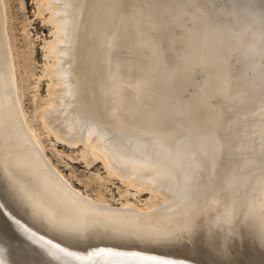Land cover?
<instances>
[{
	"label": "bare ground",
	"instance_id": "bare-ground-1",
	"mask_svg": "<svg viewBox=\"0 0 264 264\" xmlns=\"http://www.w3.org/2000/svg\"><path fill=\"white\" fill-rule=\"evenodd\" d=\"M39 1L43 7L51 11V20L54 24V31H53L54 38L51 41H49L46 45V51H47L46 54L47 57L49 58V63L46 65V68L44 70L45 75H47L50 78V82H49V89H51L50 96L46 99L44 105H40L39 107L36 108L37 117L40 119L42 126L46 129V131L49 134H53L57 139L71 146H78V145L82 146L81 154L82 157L87 160V163L89 162L91 164L95 161L97 162V160H100L102 162V164L106 169L107 174L105 176L100 175L99 173L95 174V177L99 176L100 178V183H99L100 187L103 186L106 182L111 181L114 178H118L125 185V189L123 190L122 193L125 194L127 197L131 194L132 196H134L138 192H140L139 194H142V192H144L145 190H148L151 193V195L147 199V201H145L146 204L142 206L137 205L135 202H132L129 199H127L126 203H123L121 206L114 205L105 198V195L101 191H99L96 194V197H94L90 194L80 191L79 189L78 190L75 189L73 185L67 179L64 178V176L56 168V166L54 164H51L52 162L45 155L44 149L38 139L35 129L27 121L25 112L22 109L21 99L16 86L15 65L13 62L12 50L9 44L8 33L6 30L5 1L0 0V70H1L0 82L1 79L4 80V82L5 79L8 80L6 84L7 85L6 90L8 91V93H6L5 97L2 95L3 97L1 98V100H4V102L0 100L1 106L4 107V105L5 106L8 105L7 109L8 110L10 109L14 114V119H13L11 118L12 116L8 113V115H10L11 120L12 119L14 120L12 123L10 122L11 123L10 126L12 127L11 133L15 134L17 129L19 128L22 129V133L19 131L20 129L18 130L20 134L19 133L16 134V137L18 138L17 140L22 139L23 142L21 140L20 142H22L23 145L27 144V147L25 145L20 153H22L26 149L27 151L28 149L30 151V148L33 147L32 153L34 157L33 162L35 165L34 167L35 173H37V171H42L44 175L46 174L45 177L42 178V180H44V185L48 186L49 191H53L55 194H57L58 199H56V202L58 201L63 202V208L57 206L56 202L55 205H52L51 209L47 207V209H50L49 211L50 214L48 213L50 216L48 217V214L45 216L48 218L50 217L52 218V217H56L57 215L58 218L56 217V220L53 218L52 219L50 218V220H52L53 223L56 221L57 225L59 224L58 229L60 228V225H62L61 229L63 228V230H65V234H68L66 237H64V234H62L63 236H58V234L57 235L54 234L53 232L54 229L50 230L51 232L48 231L49 226H52L53 223L47 220L46 217L44 219L47 221V223L45 224L46 227H48L47 230L45 229L46 228L45 225H43L44 223H42L43 221L46 222L45 220L39 222L40 224L36 225L31 221L27 220L26 218L19 217L14 212V210H12L14 208L11 207L10 204L9 205L6 204L4 197H0V264H19L16 258L18 241H20L21 243L25 244L28 247H31L33 250L38 252V254L42 255L43 258L47 259L48 263L50 264H205V263L226 264L227 261H224V259L225 258L229 259L230 255L232 254L231 253L232 250L228 249L227 242L229 241V238L233 239V237L235 236H237V238L239 239V241H237L238 239H236L237 242L236 241L234 242L236 243L235 244L237 249L236 251L238 252L239 255H247L250 258H253L254 260L260 262V264H264V248H263L264 245H262L263 244L262 242H260L262 243L260 245H262L263 247L262 246L259 247L260 245L259 246L256 245L259 244V240L264 239L263 238L264 236L261 237L260 239L258 238V241L257 240L255 241L258 243L253 245L252 243L255 242H252L253 239L249 238L252 235L250 236L247 233L250 231V229L255 227V225L253 224H257L260 221L262 222V220L264 221V219L261 217L263 216L261 215L262 212H260L261 209H264V198L260 199L261 201L254 202L255 200L251 199V196L246 195L245 197L242 196L245 199L240 203L239 201L237 203L236 202L233 203L232 200L234 197L233 192L235 191L233 190V187L235 186L234 184L235 183L237 184L239 180L243 179L244 177L243 174L247 173L248 170L246 167L251 165L250 163L247 164V160H248L247 157H249V159L251 157L256 158L257 154H254L255 153L254 151H256V149L250 148L248 151L239 155L241 156L240 158L242 159L240 158L236 159V160H240L241 162L242 171L241 169H237V168L234 169V173L240 171L238 172L239 176L230 175V173L227 174L225 183L222 185V181L224 180L221 179L220 173L219 174L216 173L217 174L216 182L222 180L221 183H219L221 184L220 187L218 186L219 188L215 189L217 195L213 197H209V199L205 202L207 203V206L203 208V210H201V205H200V207L195 206L196 208L191 211L190 207L192 206V204L194 207V205L197 202H199L201 198L205 196L206 199L208 193L209 196H212L210 190L201 191L200 190L201 188H199L201 184L200 182L201 174L203 173L204 175L205 167L202 165L200 166L201 163H199V165L196 166L198 171H194L193 169H195V167H193V162L197 161V157H192L193 155L192 154L190 157L189 155H187L188 156L187 159L186 157L180 156L176 153L178 151L177 147L179 148L182 145V142L178 141L181 140L182 138L180 134H178L180 135L178 136V138L179 137L181 138L177 139L175 143L174 140L177 138V136L174 137L175 139L167 140L166 138V141L160 140L162 137L161 134H165L166 133L165 129H167L168 126H171L169 119L167 118L168 116L166 115L164 116L161 114L162 109L163 111L165 110L164 112H166L167 115L169 113L167 110L172 111L173 113L176 110V109L174 110V108H178V106L180 105V104L177 105V100H180V103H182V98L179 97L181 96L186 97L181 94H183L184 92L183 87L188 82L187 81L188 77L187 79L185 77L186 79L185 80L182 75L184 72L181 73V71L173 70L174 69L173 66L175 65V63H178L177 65L179 66V68L181 66H185L184 63H186L187 65L195 64L196 66L198 64H202L203 67L201 68H204V65H208L207 75L209 76H212L213 74L215 75V71H217L218 69L223 70L222 74L225 75V77L229 78L230 81H232L231 79H233L234 82L238 84V86L240 87V90L237 87V89L240 92L238 91L239 93L237 94V98L238 96L239 98L237 99V103L235 106L241 104L239 106L240 108L241 106H245L249 108L250 111L252 110L254 114L255 109L258 106H261L262 103H264V0H221L222 3L219 2L220 4L218 3L219 4L218 6L216 5V3L219 0H88L89 7L87 6L88 18L86 19V24L88 25V27L90 26L89 30L90 28L92 30L94 29L97 30L96 32L94 31V34L95 36H98L97 37L98 39L96 40V37L94 39L92 31L90 30L91 31L90 32L85 27V29H87V33L88 32L90 33V34H86L85 32V35H83V37L85 36L84 39H85V43L87 42V44L83 43L82 46L86 45L85 47L86 49L82 48L81 43L79 42V37H80L79 31L81 30L79 28H81L80 23L82 22L80 20V15L83 13L82 11L83 5L84 2H86L87 0H39ZM137 6L142 7L141 10L143 14L141 15L143 16L141 19H136L134 17V10L137 8ZM45 8L40 7L41 10ZM147 28H152V32L150 34L146 33ZM179 28H181L180 31ZM85 29H83V31ZM97 52H99V54H101L102 56L103 54H105L103 57H105L108 60V65H109L108 67H110L109 68L110 75H108V77L107 75L105 76L103 75L102 77H100V79H98V81L95 80L94 85L92 83H91L92 85H90L88 84L90 78L86 83L82 74H80V77L82 76V78H77L78 76L76 77V75L79 74V73L77 74L78 69L76 63L78 64L79 61L80 62L84 61L83 59H85L88 62L90 61V67L93 68V79H94L95 77L94 74L95 75L97 74L96 73L97 64L99 63L100 66H105L101 64L100 60L95 62L96 61L95 59H97L96 57L98 55ZM106 54L108 55L106 56ZM84 67H87L86 64L85 66H83V68ZM114 67L115 69H113ZM111 68L112 70L118 71V73H115V78H113V71L111 70ZM79 71H81L80 67H79ZM99 74L101 75V73ZM199 75L201 74H198L197 76ZM197 76H195V78ZM106 80L108 81L111 80L112 86L118 90L117 93L119 92L121 94L120 96L118 95L119 93L118 94L115 93L113 95L111 94V99H109V96L106 95L107 94L106 87L107 90L109 89V87L106 86L107 85ZM197 81L196 83H198ZM188 83H190L189 87L191 86L190 87L191 89H193L192 85L193 86L196 85L195 87L198 86L197 88L201 86V83L200 85H197L196 83H194L195 84L194 85L191 84V82ZM2 86L5 87L4 84ZM186 87H188V84L187 86H185V88ZM199 91L193 92L191 90L190 91L191 93L190 92L189 93L190 95L193 96L195 93H198ZM231 91H234L233 87ZM112 92L114 93V91ZM187 93L188 92H186V94ZM230 94L231 96L235 95L234 92H230ZM105 96H107L108 98L106 99ZM117 96L118 98L121 99L119 100ZM192 96L190 98H193ZM36 97L37 96H35V99ZM200 98H202V96ZM90 99H93L91 100L93 101V104L87 105V103L90 102ZM99 99L101 100V102L98 101ZM172 100H174L173 102L176 103L177 105V107H175L174 104L173 107L172 105L173 103H172L171 105L173 109L169 104V101ZM183 102L185 103V101ZM194 102L192 103L194 104ZM94 103L103 105L105 110L110 109L111 111L118 110L120 112L121 108L125 107L126 111L121 114L122 118L120 117L121 123L119 124L118 122H115L114 119L112 120V118L105 117L107 114H105V116L103 114L101 116L102 117L101 124L97 123V121H95L93 118L92 120L94 121H92L90 124H88L89 120L88 123L87 121H83L86 122L88 125L85 128L81 129L80 127H82L83 125L79 126V124H77L76 121L78 119L77 115L80 112H84L85 110V116H88L86 115L87 113L90 114V116L92 115L96 116L95 114L99 112V109H95V110L93 109ZM121 103H124V106L123 104L121 106ZM184 103H182L181 106H183ZM188 103L189 102H187L186 104L189 105ZM156 104H158V106L160 105L163 106L160 109L161 112L158 111ZM169 106L172 110L169 109ZM95 107L96 105H94V108ZM180 108L181 107H179V111L181 110ZM182 109L184 110L185 108ZM97 110L98 112L95 113V111ZM216 110L218 109L215 108L213 112H208L209 115L215 116L217 113ZM252 112H249V117H250V113ZM115 113L117 112L115 111ZM174 113H176V111ZM187 113H184L182 115L185 117V114ZM171 114H169V116H171ZM177 114L178 113H176V115L172 114V116L174 115V118H177L175 117L177 116ZM231 114L233 113L231 112ZM243 115L248 117V113H244ZM8 117L9 116L5 118L6 121ZM84 118L81 119L83 120ZM98 119H99V115H98ZM199 119L201 118L199 117ZM205 119L207 118H204V120ZM243 119H245V121L248 120L245 117ZM177 120L179 121V118ZM216 120L217 119H215L213 122H215ZM172 121L174 122V120ZM194 121H196V117ZM248 122L249 121H247L246 124ZM257 124L255 125L257 126ZM203 126L205 127V125ZM206 126H207L206 127L207 133L209 134L211 130H209L208 128L210 127H208V125ZM198 128L200 129V127ZM177 129L179 131V127H177ZM184 129L186 128L184 127L181 130L184 131ZM204 129L202 128L199 131L202 130L204 131ZM211 129L214 131L215 126L214 128ZM191 130L194 129H192L191 127ZM251 130L253 129L251 128L250 131ZM114 131H116L117 133L115 134ZM186 131L188 130L186 129ZM199 131L197 130V134ZM246 131L249 130L246 129ZM202 133L203 134L201 136L205 137L206 132L204 131ZM117 134H119V136H117ZM223 135L224 134H222L221 136ZM251 135L252 134H249L250 138H245V139H249L252 142V140H254L255 138L253 137L254 139L251 140L252 138ZM225 137L227 136L225 135ZM229 137L231 136L227 137V142H229L228 140ZM237 137L239 138V136ZM1 138L4 141L7 140L9 136L3 135ZM209 138L211 139V136L209 137L208 135V139ZM187 139L188 138L185 139V142ZM127 142L128 143L131 142L130 145H128ZM187 142L186 145H189V142L188 143ZM254 142L257 141L255 140ZM13 143L14 141L12 140L10 151L14 149ZM233 145L235 147V144ZM201 146H205V145H201ZM227 146L225 148H227ZM2 147L3 146H1V149ZM189 147L191 149V146ZM242 148H245V146L244 147L242 146ZM260 148L261 146H259V149L257 150H260ZM190 149L188 150L190 151ZM263 149L264 147H262L261 150ZM199 150L197 151L199 152ZM215 150H217V148H215ZM185 151H187V149ZM230 151L231 149L229 150V152ZM1 152L3 151L1 150ZM190 153H192V151H190ZM258 153L259 156H261L259 151ZM261 153L263 155L264 150ZM201 154L199 152L200 157ZM252 155H255V157ZM226 157L227 158L225 160L228 163L227 161L228 156ZM229 157L231 158V155ZM215 158L216 157H214V159ZM2 159L4 160L3 156L1 158L0 164L5 168L1 166L0 170L1 168L3 170L4 169L6 170L9 166L6 167L5 165H3L5 164V161H3ZM205 159L206 158H204V160ZM217 160L219 159L216 158L215 161ZM254 160L256 161L257 159ZM223 162L225 161L223 160ZM207 163H208L207 167H209L210 163L209 162ZM202 168L204 169V171L202 173H199V170H201ZM3 170H1L2 172H0L1 173L0 177L5 176L3 177V179L5 178L4 180L6 181L4 180L1 181L6 182V184L9 185L10 187L11 185L7 183V179L8 182L11 184L22 182L21 180H23V178L25 179L24 176H26V173L21 178V180H15L17 182H13L14 179H17L15 177L20 175L19 173L21 172H18L17 175L15 174L17 172L13 173L11 169H8L12 171L11 172L12 175H9L6 174L5 171L4 174ZM217 170H219V168H217ZM55 172L57 173V175H55ZM208 172H211V170H209ZM7 173L10 172L7 171ZM254 173L252 176L251 175L250 176L251 178H254L255 182L257 181L261 182L260 189H262V187L264 186V174H254ZM13 174L15 175V177L13 176ZM211 174L213 173L211 172ZM205 175L207 176V174ZM9 176L14 177V179L12 178L13 181L9 180ZM27 176H30L29 173ZM245 176L246 178H248L249 173H248V177L246 174ZM53 177L58 182L59 185L55 181L58 187H56L54 183L51 181L53 180ZM59 179H61L64 182H62ZM26 180L28 181L30 179L27 178L23 181L25 182ZM251 180L252 179H249L248 183H250ZM24 182H22L23 184L19 183L21 186H19L18 184L15 187H11V188L8 186L6 187L9 188L8 190L10 189L12 190L14 188L13 191H15L17 186L18 189L20 187L22 188L24 186ZM248 183L246 181V183L244 182V185L246 186V184ZM29 184L30 183L26 185L30 187ZM12 185L14 186L15 184ZM239 185L241 186V184ZM244 185L242 184L243 187L239 186L238 189L242 190V188L245 187ZM0 186H2V184ZM27 186L25 187L28 189L29 187ZM60 186L62 188H60ZM6 187L4 186V188ZM25 187L23 188L26 189ZM4 188L2 186V194L4 192L5 194H7L8 191L7 190L4 191ZM23 188L21 189L22 191ZM251 188H253V186ZM245 189L248 188L245 187ZM245 189L243 190L244 194H245ZM21 190H19V193ZM29 190H31V188ZM132 190H135L136 193H133ZM249 190L253 192L252 189L249 188ZM13 191L11 192L12 195L10 196V198L14 194ZM32 192L33 190H31V193L30 191L26 193L27 194L30 193L33 196L34 192L33 193ZM36 192L35 194H37L39 191L37 193ZM26 193L23 192V194H25V196L23 197H25V199L27 200V198L30 197H27L28 195L26 196ZM39 193L37 194L38 196ZM9 194L7 195V198L9 197ZM20 197L23 198L22 194ZM36 197L34 198V200L36 199ZM238 197H240V195ZM39 198L37 200H39ZM23 199L22 202L24 203ZM43 199L46 198L42 197V200ZM239 199H241V197ZM13 200H16L15 196ZM32 200L33 199H31V201L29 202L32 203ZM37 200L34 201V203L36 202L35 206L37 205V202H40ZM43 201L45 205V200ZM19 202H21V200ZM11 204H13V202ZM18 205L19 203H17V208L19 207ZM32 205L34 204L32 203L30 206ZM39 205L40 206H36V207L33 206L34 208L31 209L32 207L30 206L28 207V204H25L24 205L26 206L25 208L23 206H20V208L23 207V209L25 210L28 209L27 211L31 210L30 213L29 212L28 213L31 216H34L32 215L34 209L38 212L37 209L39 208V210H41L40 207L43 204L41 203ZM238 208L243 209V211L245 210L244 216H246L245 217L246 220L242 218L243 220L235 221V213L237 214ZM62 209H64L65 211L64 216H62L63 214L61 215V213L63 212ZM19 211H21V209H19ZM27 211H23V214H25V216L27 215V217L29 216L28 218H30L31 216L25 213ZM101 211L103 212L102 214L105 213V215L106 214L111 215L110 218L106 219V221L109 223H115L117 220L121 218L123 220L128 221L127 219L130 217L139 218L150 215L159 216L160 218L159 221L162 222L161 221L162 218L160 216L171 218L174 212L177 211H184L185 212L184 217L188 219V222L194 221L196 225L198 221L201 220V223L198 226V233L192 237H180V238L172 237L173 231L171 230L172 236L170 238H163L162 240L160 239L162 237H159L158 235L157 238L158 237L159 238L157 241L155 232L152 231L153 229L155 230V228H153V226L150 227V224L147 225L146 223L145 225L147 227L149 226L150 228L153 229L150 230L148 228L149 229L148 232H143L145 230L144 228L147 227L142 225L141 222L140 224L143 226L144 230L139 231V227L137 226L139 225V222H137L138 224H136V222L135 224L132 223L134 227L131 224H129L133 227V231L131 232V234L129 233L130 235L128 236L123 235V233L122 234L118 233L117 230H115L116 234L113 233L114 232L113 230V232L109 231V233L105 235H100L98 234V232L100 233L101 231L99 230L95 232L93 227L98 221H100V219L103 218L99 215ZM46 213L47 212H45V214ZM174 216H176V214H174ZM176 217L179 219L181 218L180 223H182L181 220H183L184 217L182 218L180 217V215L178 216V214ZM6 218L8 220H11L14 228L7 226L9 223L6 222ZM36 218L34 219L37 220ZM175 218L173 217V219ZM155 219L157 218H154L153 220ZM179 219H175L174 221L177 222L178 220L179 222ZM39 220L40 219H38L37 221ZM37 221L35 223H38ZM50 222L52 224H50ZM166 222L167 221H165V223ZM241 222H243L242 223L243 225L244 223L246 224V226L250 225V228L245 226L247 230L249 229V231H246L245 228L243 229L244 226L240 224L243 226L241 227V231L244 230L243 233L245 234L247 233L248 236L244 234H237L234 232L235 224ZM127 223L125 222V224L124 223L122 224L126 226ZM41 224L44 226V228L43 226L40 227ZM116 225L117 224H114V227ZM160 225L162 224L160 223ZM166 225L167 224H165L164 229L167 228ZM251 225L254 227H252ZM258 225L259 224H257L256 226L258 227ZM260 226H262L261 230H264L263 225ZM260 226L258 228H260ZM100 227L102 229L103 226ZM154 227L158 228L157 225ZM174 227L175 226L171 228L175 229ZM8 228H10L11 230H17L26 238L23 239L16 235L14 236L13 232L11 233L10 230H9L10 232L8 231ZM121 228L123 227L121 226ZM161 228H163V226ZM161 228L159 230L163 231ZM258 228H254V230L256 231L258 230ZM49 229H51V227ZM57 230L56 231L54 230L55 233L57 232L59 233V235H61V233ZM83 230L84 232L85 231L87 232L85 234L86 237L84 236V234L83 237H80V235L78 234L75 235V233H80ZM104 230L106 231V229ZM254 230L253 231L251 230L250 233L254 234ZM230 232H232V234H234L235 236L234 235L233 237L229 236ZM259 232H261L260 229ZM259 232L257 233L259 234ZM69 233L70 235H72L71 237L76 236L77 238L80 237L81 239L74 240L75 237H73V239L71 238L72 240H68L66 238L70 236ZM257 233L255 232L256 237H257ZM263 233L264 232H262V234ZM157 234L159 233H156V235ZM178 234H182V233H178ZM6 238L11 241H14L16 239L15 245L14 244L11 245L9 244V246L6 245L5 242ZM160 240H162L161 244H160ZM254 240H255V236H254ZM164 241H168L171 243L164 245L163 243ZM183 241H186L187 243ZM247 247L249 248L248 251L243 250L244 248ZM200 257L204 258L205 260L203 261L199 260Z\"/></svg>",
	"mask_w": 264,
	"mask_h": 264
},
{
	"label": "rangeland",
	"instance_id": "rangeland-1",
	"mask_svg": "<svg viewBox=\"0 0 264 264\" xmlns=\"http://www.w3.org/2000/svg\"><path fill=\"white\" fill-rule=\"evenodd\" d=\"M5 1V7H6V30H7V33H8V38H9V44H10V47H11V50H12V56H13V62H14V65H15V77H16V86H17V91H18V93H19V96H20V99H21V103H22V109H23V111L25 112V115H26V119H27V121L31 124V126L35 129V131H36V134H37V136H38V139H39V141H40V143H41V145H42V147H43V149H44V152H45V155L47 156V158L52 162H50L51 164H54L55 166H56V168L61 172V174L64 176V178L65 179H67L72 185H73V187L75 188V189H79L80 191H82V192H85V193H87V194H90V195H92V196H94V197H96V194L99 192V191H101L104 195H105V198L107 199V200H109L112 204H114V205H118V206H121L123 203H126V201H127V199H129L130 201H132V202H135L137 205H139V206H142V205H145L146 204V202L145 201H147V199L150 197V195H151V193L148 191V190H145L144 192H142V194H139L140 192H138V193H136L135 192V190H132V192L133 193H136V195H134V196H132V194L131 195H129L128 197L125 195V194H123L122 192H123V190L125 189V185L122 183V181L120 180V179H118V178H114V179H112L111 181H108V182H106L103 186H101L100 187V185H99V183H100V178H99V176L98 177H95V174H100V175H106L107 174V172H106V169H105V167H104V165L102 164V162L100 161V160H97V162L95 161V162H93V163H87V160L85 159V158H83L82 157V154H81V149H82V146H80V145H78V146H71V145H69V144H67V143H65V142H63V141H61V140H59V139H57L53 134H49L47 131H46V129L42 126V124H41V121H40V119L37 117V113H36V108L37 107H39L40 105H44L45 104V101H46V99L50 96V90L51 89H49V82H50V78L47 76V75H45V73H44V70H45V68H46V65L49 63V58L47 57V54H46V45H47V43L49 42V41H51L53 38H54V34H53V31H54V24H53V22H52V20H51V11L50 10H48L47 8H45V7H43L42 6V4L40 3V1L39 0H4ZM87 2V3H86ZM86 2H84V5H83V13L80 15V20L82 21L81 23H80V21H79V23H80V27L81 28H79V29H81L80 31H79V35H80V37H79V42L81 43V47L82 48H84V49H86L85 47H86V45H84V46H82V44L84 43V44H87V42L85 43V39H84V37H83V35H85V32H86V34H90L89 32L87 33V29L89 30V27H88V25L86 24V19L88 18V14H87V6H88V0L86 1ZM222 3L221 2V0H219V1H217V3H216V5L218 6L220 3ZM219 3V4H218ZM87 4V5H86ZM85 6V7H84ZM40 7H42V8H45V9H43V10H41L40 9ZM89 7V6H88ZM46 9H47V11H46ZM142 7L141 6H137V8L134 10V17L136 18V19H141L142 18V16L143 15H141V14H143L142 13ZM81 11V12H82ZM84 13H86V14H84ZM87 17H86V16ZM86 17V18H85ZM83 18V19H82ZM85 22V23H84ZM85 25H84V24ZM188 23V22H187ZM148 25V24H147ZM146 25V26H147ZM83 26V27H82ZM85 27L87 28V29H85ZM96 27V26H95ZM83 29H85L84 31H83ZM90 30L92 31V33H93V38L95 39V37H96V40L98 39L97 37L98 36H95V34H94V31L96 32L97 30H92L91 28H90ZM89 30V31H90ZM181 30V28H179V31ZM90 31V32H91ZM80 32H82V33H80ZM84 32V33H83ZM152 32V28H147L146 29V33L148 34H150ZM91 38H92V36H91ZM84 39V40H83ZM87 41V40H86ZM101 43V42H100ZM99 43V44H100ZM95 44V43H94ZM88 46V45H87ZM98 46V45H97ZM96 46V47H97ZM89 47V46H88ZM101 50H102V48H101ZM97 59H95L96 61L95 62H97V61H99L100 60V62H101V64L102 65H105V66H100L99 65V63L97 64V69H96V75L94 74V79H93V68L92 67H90V61L88 62V61H86L85 59H83L84 61H79L78 62V64L76 63V65H77V69H78V72H77V74L78 75H76V77L77 78H82V76L80 77V74H82L83 75V77H84V80H85V82L87 83V81H88V79H89V82H88V84H90V85H94V83H95V80H97L98 81V79H100V77H102L103 75L105 76V75H107V77H108V75H110V67H108L109 65H108V60L105 58V57H103L105 54H103V56L101 55V54H99V52H97ZM108 54H106V56H107ZM98 56H99V59H98ZM102 56V57H101ZM103 60H105V61H103ZM119 61H120V59H119ZM106 62H107V64H106ZM82 63V64H81ZM86 64V66L87 67H84L83 68V66H85V64ZM89 66H88V65ZM178 63H175V65L173 66L174 67V69H173V67H172V69L175 71H181V73L182 72H184L182 75H183V77H184V79H185V77H186V79H187V77H188V79H187V81L188 82H191V84H194V83H196V81L198 82V83H196L197 85H200V83H201V86H199V88H197V87H195V86H193L192 85V88L193 89H191L190 87H189V84L190 83H186L185 85H184V89H183V94H181V95H184V96H186V97H183V96H181V97H179V98H182V103H184L183 101H185V103L183 104V106H181L182 105V103H180V100H177V105H179L178 106V108H174V110L176 111V113H180L179 115H181V116H179L178 114H177V116H175V117H177V118H174V115L172 116V114H175L176 115V113H172V111H169V110H167L169 113H168V115H167V113L166 112H164L163 111V109H162V112H161V108L163 107V106H158V104H156L157 105V109H158V111H160L161 112V114L162 115H166V116H168L167 118L169 119V122H170V124H171V126H168L167 127V129H165L166 131V133L165 134H161L162 135V137H161V139L160 140H164V141H166V138H167V140L168 139H175L174 137L175 136H177V138L174 140V143L177 141V139H179V138H181V140H178L179 142L181 141L182 142V145L178 148L177 147V154L178 155H180V156H184V157H186L187 159H188V156L187 155H189V157L192 155V157H197V161L196 162H193V167H195V169H193L194 171H198V169L196 168V166L197 165H199V163H201L200 164V166L202 165V166H204L205 167V172H207V173H205L204 172V175H203V171H204V167L201 169V170H199V173H202L201 174V178H200V182H201V184H200V186H199V188H201L200 190L201 191H208V190H210L211 191V195L212 196H209V193H208V195H207V197H206V199H205V196L203 197V198H201V200H199V202H197L195 205H194V207H193V204H192V208L190 207V210L192 211V210H194L196 207H200V205H201V210H203V208H205L206 206H207V203H205L208 199H209V197H213V196H215V195H217V192H216V188H219L220 187V185L221 184H219V183H221V179H223L224 181H222V185L225 183V179H226V176H227V174H229L230 173V175H235V176H239L238 175V172H240V171H238V172H235L234 173V169L235 168H237V169H241V162H240V160H236L237 158L239 159L241 156H239V155H241L242 153H244V152H246V151H248L250 148H252V149H256V151H254L253 153L254 154H257L256 155V158H253V157H251L250 159H249V157H247L248 158V160H247V164H251L250 166H247L246 168H247V173H245L246 175H247V177H248V173H249V177L248 178H246V176H245V174H243V179H241V180H239V182L236 184H234L235 186L233 187V190H235L233 193H234V197H233V203L234 202H238L239 201V203L240 202H242L245 198H243V197H245L246 195L247 196H251V199H253V200H255L254 202H258V201H261L260 199H263L264 198V186L262 187V189H260V185H261V182H259V181H257V182H255L254 181V178H251V176L253 175V173L254 172H256V173H254V174H264V153H263V155H262V151L264 150H261L262 149V147H264V116H263V114H264V103H262L261 104V106H258L256 109H255V112L257 113H255L254 112V114H253V112H252V110L250 111L249 110V108H247V107H245V106H241V108L239 107L241 104H238L237 106H235L236 105V103H237V99L239 98V96H238V98H237V94L240 92L239 90H240V87L238 86V84H236L235 82H234V80L233 79H231L232 81H230V79L229 78H227V77H225V75H223L222 74V71L223 70H217V71H215V75L213 74L212 76H209V75H207V72H208V70H207V66L208 65H204V68H201V67H203L202 66V64H198L197 66L195 65V64H193V65H187L186 63H184V65L185 66H181L180 68H179V66L177 65ZM82 66V67H81ZM178 66V67H177ZM79 67H80V70L81 71H79ZM99 67V68H98ZM177 69H176V68ZM196 67V68H195ZM87 68V69H86ZM92 68V69H91ZM101 69V70H100ZM104 69V70H103ZM113 69H115V67L113 68ZM183 69V70H182ZM190 69V70H189ZM197 69V70H196ZM88 72H87V71ZM91 70V71H90ZM111 70H112V68H111ZM172 70V71H173ZM205 70V71H204ZM1 71V70H0ZM113 71V78H115V73H118V71L116 72L115 70H112ZM120 71H121V69H120ZM187 71V72H186ZM198 71V72H197ZM92 72V73H91ZM104 72V73H103ZM200 72V73H199ZM206 72V73H205ZM220 72H221V74H220ZM92 76H90L89 74ZM99 73H101V75L99 74ZM108 73V74H107ZM187 73V74H186ZM120 74V73H119ZM122 74V73H121ZM188 74H190V75H188ZM191 74H192V76H191ZM198 74H201V75H199V76H197ZM206 74V75H205ZM0 75H1V72H0ZM85 75V76H84ZM186 75V76H185ZM188 75V76H187ZM205 75V76H204ZM87 76H89V77H87ZM99 76V77H98ZM118 76V75H117ZM195 76H197L196 78H195ZM201 76V77H200ZM220 76H221V78H220ZM193 77V78H192ZM85 78H87V79H85ZM193 79V81H192V79ZM227 78V79H226ZM93 79V80H92ZM117 79V78H116ZM185 79V80H186ZM191 79V80H190ZM211 79V80H210ZM219 79V80H218ZM229 79V80H228ZM207 80V81H206ZM7 81L8 80H6L5 79V82H4V80H2L1 79V82H0V100H1V98L4 96L5 97V95H6V93H8V91L6 90L7 89ZM91 81V82H90ZM200 81V82H199ZM205 81V82H204ZM112 82H113V79H112ZM112 82H111V80H106V83H107V85L106 86H108L109 87V89L107 90V87H106V92H107V96H109V99H111V94L113 95V94H115V93H117V89L115 88V87H113L112 86ZM211 82V83H210ZM222 82V83H221ZM92 83V84H91ZM226 83V84H225ZM5 85V87H3L2 85ZM187 84H188V87H186L185 88V86H187ZM219 84V85H218ZM204 85V86H203ZM210 85V86H209ZM78 86V85H77ZM112 87H113V89H112ZM195 87V88H194ZM232 87H233V90L234 91H231L232 90ZM237 87H238V89H237ZM4 90H3V89ZM190 88V89H189ZM231 88V89H230ZM186 89V90H185ZM195 89H198V90H195ZM203 89V90H202ZM187 90H192L193 92H196V91H199L198 93L199 94H201V93H203V94H201V95H199L198 93H193L194 95H196V96H192V95H190V91H187ZM202 90V91H201ZM223 90V91H222ZM226 90V91H225ZM228 90V91H227ZM2 91H3V93H2ZM5 91V92H4ZM112 91H114V93L112 92ZM188 92L187 94H186V92ZM239 91V92H238ZM190 92V93H189ZM201 92V93H200ZM215 92H216V94H215ZM229 92V93H228ZM230 92H234L235 93V95H233V96H231V94H230ZM5 93V94H4ZM119 93V92H118ZM117 93V94H118ZM207 94V95H206ZM3 95V96H2ZM119 96L121 95L120 93L118 94ZM205 95V96H204ZM35 96H37L36 97V99H35ZM107 96H105L106 97V99L108 98ZM116 96V95H115ZM193 97V98H190V97ZM202 96V98H200V97ZM210 97V99H209V97ZM197 97H199V98H197ZM228 97V98H227ZM117 98H118V96H117ZM185 100H184V99ZM189 98V99H188ZM194 98H196V99H194ZM102 99V98H101ZM119 100L121 99V98H118ZM191 99V100H190ZM200 99V100H199ZM209 99V100H208ZM228 99V100H227ZM91 100H93V99H90V102L89 103H87V105H90V104H93V101H91ZM194 100H195V102H194ZM201 100H203V101H201ZM208 100V101H207ZM2 102H4V100H1ZM99 102H101V100L99 99L98 100ZM174 100H172V101H169V104L171 105L172 103V105H173V107H174V104H175V107H177V105H176V103H174L173 102ZM200 101V102H199ZM221 101V102H220ZM176 102V101H175ZM187 102H189L188 104L190 105V107H189V105H187L186 103ZM192 102H194V104L192 103ZM206 102V103H205ZM208 102H210V103H208ZM214 102V103H213ZM226 102H227V104H226ZM85 103V104H86ZM122 104H123V106H124V103H121V106H122ZM185 104H186V107H185ZM94 105H96V107L94 108ZM94 105H93V109L95 110V109H99V112H98V110L97 111H95V113L96 112H98V113H96L95 115L96 116H94V115H92V116H90V114H86V115H88V116H85V110H84V112H80L78 115H77V117H78V119L76 120L77 121V124H79V126H81V125H83L82 127H80L81 129L82 128H85L88 124H90L92 121H97V123H99V124H101L102 123V120H101V116L104 114V116H105V114H107L105 117H107V118H112V120L114 119L115 120V122H118L119 124L121 123V118H122V116H121V114L122 113H124L125 111H126V108L125 107H122L121 108V110H120V112L118 111V110H115L117 113H115V111H111L110 109H106L105 110V108H104V106L103 105H99L98 103H94ZM172 105H171V108L173 109V107H172ZM228 105V106H227ZM231 105V106H230ZM120 106V107H121ZM187 106H188V108H189V110H188V108H187ZM201 106V107H200ZM7 107H8V105H4V107L3 106H1V102H0V157L2 158V156H3V158H4V160L3 161H5V164H3V165H5L6 167H8L6 170L4 169H2L1 168V170H3V173H4V171H5V173L6 174H9V175H12V171H13V173H15V172H17V173H15V174H17L18 175V172H21L22 173V176H21V173H19L20 175H18V176H16L15 177V175L13 174V176L15 177V178H17V179H14V177L13 176H9V180L10 181H13V179H14V181L13 182H17V181H15V180H21V178L25 175V173H26V176L28 175V173H29V175L30 176H27V178L28 179H30V180H26L25 182L23 181V180H25V179H27L26 178V176H24L25 177V179L23 178V180H21L22 182H24V186L23 187H25V186H27L28 185V183H30L29 185H30V187L29 186H27V187H29L28 189L26 188V189H24L23 187V191L19 188H17L16 187V189H15V191H17V192H15V191H13V189L11 190H8L9 188L8 187H10L9 185H7L6 184V182H2L4 179H3V177H5V176H1L0 177V185L2 184V186H3V188H4V186L6 187V186H8V187H6V188H4V191L5 190H7L8 192H7V194H5V192L2 194V186H0V197H4V199H5V202H6V204L7 205H9L10 204V206L11 207H13L14 208V210H16L17 211V213L22 217V218H26L27 220H29V221H31L32 223H34V224H36V225H38V224H40L39 222H41V221H43V220H45L44 218L46 217L45 215H47L48 213L50 214V209H51V207H52V205H55L56 203H57V206H59L60 208H63V202L62 201H58V202H56V199H58V197H57V194H55L53 191H49V189H48V186H45L44 185V180H42V178L43 177H45V175L42 173V171H37V173H35V171H34V167H35V165H34V162H33V160H34V157H33V147L32 148H30V151H29V149H28V151L30 152H28L27 151V149L25 150V151H23L22 153H20L21 152V150H23V147L26 145V147H27V144H25V145H23V141H22V139H20L22 142H20V140H17L18 138L16 137V134H20V132L22 133V129L21 128H19V129H17L16 130V133L14 134V133H11V129H12V127L10 126L11 125V123L14 121L13 119H14V114H13V112L9 109H7ZM99 107V108H98ZM102 107V108H101ZM179 107H181L180 109V111H179ZM221 107V108H220ZM232 108V109H230V108ZM239 107V108H238ZM262 107V108H261ZM170 108V106H169V109L170 110H172ZM182 108H185L184 110L182 109ZM197 108V109H196ZM200 108V109H199ZM215 108L216 109H218V110H216L217 111V113H216V115L215 116H210L209 115V113L208 112H213V110H215ZM226 108V109H225ZM243 108H244V110H243ZM6 109V110H5ZM100 109H101V112H100ZM177 109H178V112H177ZM199 109V110H198ZM235 109V110H234ZM3 110H5V111H3ZM227 110V111H226ZM2 111V112H1ZM7 111V112H6ZM10 111V112H9ZM106 111V112H105ZM182 111V112H181ZM187 111H188V113H187ZM223 111V112H222ZM235 111H237V112H235ZM260 111V112H259ZM192 112H193V114H192ZM198 112V113H197ZM226 112V113H225ZM231 112L233 113V114H231ZM249 112H252V113H250V117H249ZM263 112V113H262ZM8 113L12 116L11 118H13L12 120H11V118H10V115H8ZM93 113V112H92ZM172 113V114H171ZM184 113H187V114H185V117L182 115V114H184ZM200 113V114H199ZM235 113V114H234ZM244 113H248V117L247 116H245V115H243ZM259 113V114H258ZM3 114H4V117H5V115H6V117L7 116H9L8 118H7V121L8 120H11V121H6L5 120V118L3 117ZM82 114H83V117H82ZM169 114H171V116H169ZM206 114V115H205ZM98 115H99V119H98ZM204 117V118H207V119H205L204 120V118L202 117V116ZM209 115V116H208ZM255 115V116H254ZM80 116V117H79ZM179 116V117H178ZM193 118H192V117ZM233 116V117H232ZM263 116V117H262ZM84 117H86V118H84ZM91 117V118H90ZM95 117H96V119H95ZM121 117V118H120ZM172 119H171V118ZM182 119H181V118ZM184 117V118H183ZM195 117H196V121H194L195 120ZM199 117L201 118V119H199ZM214 117V118H213ZM224 117V118H223ZM246 118V119H248V120H246L245 121V119H243V118ZM254 117V118H253ZM81 118H84L83 120L81 119ZM94 118V120H92ZM146 118H147V116H146ZM179 118V121L177 120ZM212 118V119H211ZM254 119V120H251V119ZM80 119V120H79ZM90 119H91V121H90ZM215 119H217L215 122H213ZM260 119V120H259ZM88 120H89V123H88ZM99 120V121H98ZM172 120H174V122L172 121ZM181 120V121H180ZM186 122H185V121ZM197 120H199V121H197ZM201 120V121H200ZM210 120V121H209ZM243 120H244V122H243ZM83 121H87V123L86 122H83ZM183 121V122H182ZM188 121V122H187ZM208 123H207V122ZM222 121V122H221ZM242 121V122H241ZM247 121H249L248 123H249V125H248V123L246 124V122ZM11 122V123H10ZM182 122V123H181ZM194 122V123H193ZM211 122V123H210ZM220 122V123H219ZM224 122V123H223ZM7 123V124H6ZM83 123V124H82ZM195 123H198V124H195ZM207 123V124H206ZM210 123V124H209ZM213 123V124H212ZM217 123H219V124H217ZM258 123V124H257ZM20 124V123H19ZM148 124V123H147ZM217 126H216V125ZM235 126H234V125ZM255 124H257V126L255 125ZM261 124H262V126H261ZM85 125V126H84ZM177 125V126H176ZM179 125V126H178ZM198 125V126H197ZM203 125H205V127L203 126ZM206 125H208V127H210V128H208L209 130H211V132H209V134L207 133V126ZM215 126V129H214V131L211 129V128H214V126ZM219 125V126H218ZM221 125V126H220ZM225 125V126H224ZM246 125V126H245ZM188 130V131H186V129H184V131L183 130H181V129H183L184 127ZM196 126V127H195ZM201 126H202V128L204 129V131L206 132L205 133V137H207V138H205L204 136H201L203 133L202 132H204L203 130L202 131H199L200 129H202L201 128ZM212 126V127H211ZM248 126V127H247ZM20 127H21V125H20ZM177 127H179V131H178V129H177ZM190 127V128H189ZM191 127H192V129H194V130H191ZM198 127H200V129L198 128ZM224 127V128H223ZM235 127V128H234ZM253 127H255V128H253ZM196 128H198V129H196ZM221 128H223V129H221ZM228 128V129H227ZM238 128V129H237ZM249 128V129H248ZM253 129V130H251L250 131V129ZM246 129L247 130H249V131H246ZM261 129V130H260ZM9 130H10V132H9ZM20 132H19V131ZM177 130V131H176ZM197 130L200 132V134H199V132H198V134H197ZM208 130V131H209ZM234 130H235V133H234ZM243 130H244V132H243ZM213 131V132H212ZM239 131V132H238ZM253 131H255V132H253ZM115 132V134L117 133L116 131H114ZM182 132V133H181ZM187 134H185V133ZM188 132V133H187ZM192 132V133H191ZM247 134H246V133ZM24 133V132H23ZM190 133V134H189ZM196 133V134H195ZM261 133V134H260ZM13 134H14V136H13ZM25 134V133H24ZM178 134H180L181 135V137H179L178 138V136H180V135H178ZM189 134V135H188ZM222 134H224L223 136H221ZM244 134V135H243ZM249 134H252L251 135V140L252 139H254V140H252V142L249 140V139H245V138H250V136H249ZM254 134V135H253ZM263 134V135H262ZM3 135H8L9 136V138L7 139V140H2V136ZM200 135V136H199ZM208 135H209V137L211 136V139L209 140L208 139ZM225 135L228 137V136H231V137H229V142H227V137H225ZM239 136V138L237 137V136ZM242 135H243V137H242ZM246 135V136H245ZM256 135H257V137H256ZM117 136H119V134H117ZM168 136V137H167ZM190 136V137H189ZM195 136V137H194ZM234 136H236V137H234ZM249 136V137H248ZM14 137V138H13ZM184 137V138H183ZM188 138L187 140H186V142L188 141L189 142V145H186V142H185V139L186 138ZM233 137V138H232ZM254 137V138H253ZM259 137H261V138H259ZM16 138V139H15ZM191 138V139H190ZM193 138V139H192ZM215 138H217V139H215ZM241 138H242V140H241ZM195 139V140H194ZM198 139V140H197ZM233 139V140H232ZM258 139V140H257ZM12 140L14 141V149L12 150V151H10L11 150V142H12ZM190 140V141H189ZM203 142H202V141ZM208 140V141H207ZM225 140V141H224ZM236 142H235V141ZM247 141V142H245V141ZM257 141V142H254V141ZM262 140V141H261ZM199 141V142H198ZM204 141H205V143H204ZM250 141V142H249ZM16 142V143H15ZM134 142V141H133ZM187 142V143H188ZM212 144H211V143ZM224 142V143H223ZM235 142V143H234ZM244 142H245V145H244ZM254 142V143H253ZM260 142V143H259ZM128 143V142H127ZM131 143V142H130ZM130 143H128V145H130ZM203 143V144H202ZM207 143V144H206ZM231 143H233V144H235V147H234V145L233 144H231ZM256 143H258V144H256ZM208 144H209V146H208ZM211 144V145H210ZM201 145H205V146H201ZM228 145V146H227ZM236 145H237V147H236ZM1 146H3L2 147V149H1ZM182 146H184V147H182ZM187 146H188V148H187ZM189 146H191V149H190V147ZM227 146V148H225ZM242 146L244 147L245 146V148H242ZM259 146H261V148H260V150H257V149H259ZM206 147V148H205ZM209 147V148H208ZM222 147V148H221ZM232 147V148H231ZM256 147V148H255ZM22 148V149H21ZM213 148V149H212ZM215 148H217V150H215ZM231 149V154H230V152H229V150ZM187 149V151H185ZM188 149H190V151H192V153H190V151L188 150ZM194 150V152H193V150ZM200 149V150H199ZM221 149V150H220ZM223 149V150H222ZM236 151H234V150ZM247 149V150H246ZM1 150L3 151V152H1ZM32 150V151H31ZM197 150H199V152H200V154H201V152H202V154H203V156H202V154H201V157L199 156V152L197 151ZM216 152H215V151ZM244 150V151H243ZM187 152V153H184V152ZM258 151L260 152V154H261V156H259V153H258ZM15 152H16V154H15ZM25 152V153H24ZM197 152H198V154H197ZM210 152V153H209ZM212 152H213V154H212ZM226 152V153H225ZM233 152V153H232ZM4 153V154H3ZM195 153V154H194ZM216 153H217V155H216ZM220 155H219V154ZM224 153V154H223ZM227 153H228V155H227ZM236 153V154H235ZM204 154H205V156H204ZM231 155V158L229 157L230 155ZM212 155V156H211ZM215 155V156H214ZM222 155H223V157H222ZM209 156V157H208ZM217 156H220V157H217ZM225 156V157H224ZM226 156H228V159H227V161H228V163L226 162ZM252 156H254L255 157V155H252ZM6 157V158H5ZM206 158L205 160H204V158ZM212 157V158H211ZM214 157H216L217 159H219V160H217V161H215V159H214ZM233 157V158H232ZM1 158H0V161H1ZM9 158V159H8ZM209 158H210V160H209ZM200 159V160H199ZM231 159V160H230ZM240 159H242V158H240ZM254 159H257L256 161L254 160ZM9 160V161H8ZM209 160V161H208ZM212 160H214V161H212ZM223 160L225 161V162H223ZM235 161V162H233V161ZM212 161V162H211ZM219 161V162H218ZM207 162H209L210 163V165H213V164H215V165H213V166H210L209 165V167H207L208 166V163ZM221 162V163H220ZM231 162H233V163H231ZM4 163V162H3ZM205 163V164H204ZM219 163V164H218ZM238 163V164H237ZM8 164V165H7ZM90 164V165H89ZM224 164H225V166H224ZM230 164H232L233 165V167H232V165H230ZM11 165H12V168H11ZM219 165V166H218ZM2 165L0 164V167H1ZM222 166V167H221ZM228 166H229V168H228ZM3 168H5L4 166H2ZM14 167V168H13ZM207 167V168H206ZM212 167H213V170H212ZM251 167V168H250ZM215 168V169H214ZM217 168H219V170H217ZM250 168V169H249ZM254 168V169H253ZM8 169H11L12 171H10V170H8ZM14 169V170H13ZM211 170V172L213 173V174H211V172H208L209 170ZM229 169V170H228ZM230 169H231V171H230ZM0 170V172H2ZM206 170H208V171H206ZM257 170H258V172H257ZM7 171L8 172H10V173H7ZM218 171V172H217ZM222 171V172H221ZM230 171V172H229ZM241 171H242V169H241ZM252 171V172H251ZM2 173V174H3ZM4 173V174H5ZM24 173V174H23ZM194 173V172H193ZM221 174L220 176H221V181H219V182H216V179H217V174ZM251 173V174H250ZM34 174H35V176H34ZM205 174H207V176L205 175ZM0 175H1V173H0ZM55 175H57V173L55 172ZM203 175V176H202ZM251 175V176H250ZM42 176V177H41ZM59 176V175H58ZM202 177H203V179H205V180H203L202 179ZM7 178H8V175H7ZM13 178V179H12ZM18 178H20V179H18ZM246 178V179H245ZM12 179V180H11ZM249 179H252L251 181H250V183H248L249 182ZM50 180V179H49ZM59 180H61V179H59ZM4 181H6V180H4ZM30 181V182H29ZM53 183H54V185L56 186V187H58L57 186V184H58V182L56 181V179L53 177V180H51ZM55 181H56V183H55ZM62 181V180H61ZM202 181H203V183H202ZM238 181V180H237ZM236 181V182H237ZM246 181H247V183L248 184H246V186L244 185V182L246 183ZM22 182H19L20 184L22 183ZM27 182V183H26ZM33 182V183H32ZM62 182H64V181H62ZM206 182V183H205ZM3 183H5V184H3ZM7 183L8 184H10L11 185V187H15L16 185H18L19 183H12V184H15L14 186L11 184V183H9L8 182V179H7ZM253 183V184H252ZM19 184V186H21ZM23 184V183H22ZM27 184V185H26ZM32 184H33V186H32ZM239 184H241V186H242V184L246 187V188H248V189H245V187L244 188H242V190L241 189H238L239 188ZM59 185V184H58ZM32 186V187H31ZM36 186V187H35ZM219 186V187H218ZM240 186V187H241ZM253 186V188H251ZM254 186H255V188H254ZM259 186V187H258ZM10 187V188H11ZM36 189H35V188ZM204 187H206V188H204ZM243 187V186H242ZM31 188V190H33V196L30 194L31 193V190H29ZM33 188V189H32ZM60 188H62L61 186H60ZM249 188L250 189H252V191L253 192H251V190H249ZM38 189V190H37ZM245 189V194H244V190ZM19 190H21L20 191V193H19ZM27 190H29L30 191V193L29 194H27L29 191H27ZM60 190V189H59ZM237 190V191H236ZM239 190V191H238ZM14 192V194H13V196L11 197V198H13L14 199V196H15V199L16 200H13V199H11L10 198V196L12 195L11 194V192ZM39 193V196L37 195L38 193ZM61 191V190H60ZM200 191V192H201ZM241 191V192H240ZM23 192H27L26 193V196L27 197H30V198H27V200L25 199V197H23V196H25V194H23ZM35 192L37 193V194H35ZM247 192V193H246ZM249 192H251V193H249ZM10 193V194H9ZM236 193H239V194H236ZM9 194V197L7 198V195ZM21 194H22V197L25 199H23V198H21L20 196H21ZM138 194V195H137ZM242 194V195H241ZM251 194V195H250ZM254 194V195H253ZM1 195H3V196H1ZM6 197H5V196ZM20 197H18V196ZM29 195H31V196H29ZM34 195H35V197H36V199L35 200H37L39 197L41 198V200H40V198H39V200H37V201H40V202H37V205L36 206H40L39 204H43V205H41V207H40V209L42 210H44V212H43V210L41 211V210H39V208L37 209L38 210V212L34 209V212H33V214L32 215H34V216H31L29 213H30V211H27L28 209H23V207L25 208L26 206H24L25 204H28V207L33 203L34 205H32V206H30V207H32L31 209H33L34 207H36L35 206V204H36V202L34 203ZM125 195V196H124ZM240 195V197H241V199H239L240 197H238V196ZM253 195V196H252ZM256 195V196H255ZM243 196V197H242ZM31 197H33V198H31ZM42 197L43 198H46V199H43V200H45V205H44V201L42 200ZM236 197V198H235ZM9 198H10V200H9ZM19 200H18V199ZM22 199H23V201H24V203L22 202ZM31 199H33L32 200V203L31 202H29V201H31ZM126 199V200H125ZM8 200V201H7ZM21 200V202H19ZM49 200V201H48ZM241 200V201H240ZM252 200V201H253ZM13 202V204H11ZM27 202H29V203H27ZM56 202V203H55ZM17 203H19V207L17 208ZM24 204V205H22V204ZM31 203V204H30ZM46 203H48V204H46ZM49 203H51V204H49ZM239 203H238V205H239ZM21 204V205H20ZM30 204V205H29ZM13 205V206H12ZM46 205H48V206H46ZM20 206H23V207H21L20 208ZM34 206V207H33ZM42 206H43V208H42ZM46 206V207H45ZM196 206V207H195ZM27 207V208H28ZM47 207H49L50 209H47ZM54 208V207H53ZM19 209H21V211H19ZM47 209V210H46ZM264 209H261V211L260 212H262V214L261 215H263V216H261L263 219H264V211H263ZM23 211H27V212H25L26 214H29L31 217L30 218H32V219H30V218H28L27 217V215L25 216V214H23ZM62 213H61V215L62 216H64V209H62ZM93 211H95V210H93ZM242 211V212H241ZM245 211V210H244ZM243 211V209H237V214L235 213V221H240V220H243L242 218H244V220H246V216H244L245 215V212ZM29 212V213H28ZM45 212H47L46 214H45ZM182 212V213H181ZM103 212L101 211V213L99 214L101 217H103L102 219H100V221H98L95 225H94V227H93V229L95 230V232L96 231H101L100 233L98 232V234H100V235H105V234H107V233H109V231L110 232H113V230H114V234H116L115 232V230H117V232L118 233H123V235H125V236H128V235H130L131 234V232L133 231V224H135V222H136V224H138L137 222H139V225H141L140 224V222L142 223V225H144V226H146L145 224L147 223V225L148 224H150V227H152L153 226V228H155V230L153 229V228H150L149 226L147 227V228H144L143 229V226L141 225V226H139V225H137L138 227H139V231H143V232H148L149 231V229L150 230H152L153 232H155V236H156V238H157V236L159 235V237H162V238H160V239H162L163 240V238H170L172 235V237H177V238H180V237H192V236H195L197 233H198V226L200 225V223H201V220H199L198 221V223L195 225V223H194V221H189L188 222V219H186L185 217H184V211H177V212H174V214H176V216H177V214H178V216L180 215V217H184L183 218V220H181V222L182 223H180V219L179 218H177L176 216H174V214H173V216L171 217V218H167V217H164V216H160L162 219H161V221L162 222H160L159 220H160V218H159V216H157V215H154V216H152V215H150V216H143V217H139V218H134V217H130V218H128L127 220L128 221H126V220H123L122 218L121 219H119V220H117L115 223H109V222H107L106 221V219H108V218H110V216L111 215H108V214H106L105 215V213L104 214H102ZM244 213V214H243ZM41 216H40V215ZM48 214V217L50 216ZM44 216V217H43ZM62 216H60V217H62ZM237 216V217H236ZM239 216V217H238ZM242 216V217H241ZM244 216V217H243ZM36 217H38V218H36ZM48 217H46V219L47 220H49V221H51L52 222V220H50V218H48ZM56 217H57V215H56ZM56 217H52L53 219H55L56 220ZM173 217L175 218V219H179V222H178V220H177V222L176 221H174L175 219H173ZM34 218H36L37 220L38 219H40L39 221H37V220H35ZM51 218V219H52ZM58 218V217H57ZM154 218H157V219H155V220H153ZM239 218V219H238ZM61 219H63V218H61ZM136 219H137V221H136ZM187 221H186V220ZM54 220V221H55ZM132 220V221H131ZM171 220H172V222H171ZM38 222V223H35V222ZM46 221V220H45ZM127 223L126 224V226L124 225L125 224V222ZM144 223H143V222ZM147 221H150V222H147ZM157 221V222H156ZM159 221V222H158ZM164 221V222H163ZM165 221H167L166 223H165ZM50 222V224H52ZM99 222H100V224H99ZM105 222V223H104ZM172 224H171V223ZM175 224H174V223ZM262 222L264 223V221L262 220ZM261 221L259 222V223H257V224H259L258 225V227L260 226V225H263V228H264V224L262 223ZM42 223H44L43 225H45L46 223H47V221L46 222H42ZM49 223V222H48ZM57 222L55 221L54 223H53V225L52 226H49V228L51 227V229H49L48 227H46V225H45V229L47 230V228H48V231H50V230H57L58 229V227H59V224L57 225L56 224ZM122 223H124V224H122ZM133 223V224H132ZM155 223H156V225L158 226V228L157 227H154V226H156L155 225ZM159 223V224H158ZM160 223L162 224V225H160ZM164 223V224H163ZM169 223H170V226H169ZM178 223V224H177ZM243 222H241V223H237V224H235V228H234V232L235 233H237V234H244V235H247V233L251 236H253L254 234H255V232L257 233V232H259V229H260V231L261 232H259V234L257 233V237H256V234L254 235L255 236V240H254V236L252 237H249V238H251V239H253V241L252 242H255L256 240L258 241V238L260 239L261 237H263L264 235V233L262 234V232H264V230H261L262 229V226H260V228H258L256 225L257 224H253V225H255V227L254 226H252V227H254V228H258V230H254V228H252V229H250V231L252 230H254V234L252 233H250V231H249V229L247 230V228L246 227H248V228H250V225H247L246 226V224L244 223V225L242 224ZM262 223V224H261ZM50 224H48V225H50ZM102 224V225H101ZM109 224V225H108ZM114 224H117L116 226H119L120 227V229H119V227H114ZM129 224H131V225H129ZM152 224H154V225H152ZM165 224H167L166 225V229H164V226H165ZM240 224H242V225H240ZM42 224H41V226L40 227H42L43 226ZM54 225H56V226H54ZM130 227H128V226ZM182 225V226H181ZM185 225V226H184ZM240 225V226H239ZM61 226L62 225H60V230L58 229L57 231H59L60 233H61V235H59V233H55V231L53 230V232H54V234H58V236H63L62 234H64V237H66L68 234H65V230H63V228L61 229ZM100 226H103L102 227V229H101V227ZM111 227V229H110V227ZM114 228H113V227ZM121 226L123 227V228H121ZM125 226V227H124ZM163 226V228H161ZM173 226H175L174 228L175 229H173V228H171V227H173ZM178 226V227H177ZM246 226V227H245ZM55 227V228H54ZM56 227H57V229H56ZM95 227H97V228H95ZM100 227V228H99ZM107 227V228H106ZM142 229H141V228ZM169 227H170V229H169ZM241 227H243V229L245 228V230L246 231H249V232H247L246 234L245 233H243L244 232V230H242L241 231ZM43 228H44V226H43ZM99 228V229H98ZM115 228H117V229H115ZM149 228V229H148ZM162 229L163 231H161V230H159V229ZM179 228H181V229H178ZM186 229V231H185V229ZM240 228V229H239ZM104 229H106V231L104 230ZM129 231H128V230ZM132 229V230H131ZM168 229V230H167ZM239 229V230H238ZM11 231V233L13 232V235L15 236L17 233H16V231L15 230H11L10 228H8V231ZM63 230V231H62ZM104 230V231H103ZM157 230V231H156ZM164 230H165V232H166V234H165V232H164ZM171 230L173 231L172 232V235H171ZM9 231V232H10ZM120 231V232H119ZM159 231V232H158ZM177 231H178V233H182V234H178L177 233ZM238 231H239V233H238ZM241 231V232H240ZM245 231V232H246ZM51 232V231H50ZM52 232V233H53ZM82 232V233H81ZM80 233H75V235H80V237H83V234H84V236L86 237V231L84 232V230L83 231H81ZM128 232V233H127ZM142 232V233H143ZM169 232V233H168ZM176 232V233H175ZM186 232H187V234H189V235H187L186 234ZM130 233V234H129ZM156 233H159V234H157L156 235ZM73 234V233H72ZM232 232H230L229 233V236H231V237H233V235L234 234H232ZM69 235H70V233H69ZM74 235V234H73ZM160 235H162V236H160ZM181 235H183V236H181ZM260 235V236H259ZM72 235H70L69 237H67L66 239H68V240H72L73 239V237H75L74 238V240L75 239H81L80 237H76V236H73V237H71ZM235 236V235H234ZM248 236V235H247ZM158 237V238H159ZM236 237V238H235ZM235 237H233V239L232 238H229V241L227 242V245H228V249L230 250H232L231 251V255H230V257H229V259H227V258H225L224 259V261H227V263L226 264H260V262H258V261H256V260H254L253 258H250L249 256H247V255H239L238 254V252L236 251L237 249H236V243H234L235 241H236V239H238L237 238V236H235ZM72 238V239H71ZM155 238V239H156ZM158 238H157V241H158ZM264 238V237H263ZM262 238V239H263ZM83 239V238H82ZM85 239V238H84ZM250 239V240H251ZM16 240V239H15ZM15 240L14 241H11V240H9V239H5V242H6V245H8L9 246V244L11 245V244H14L15 245ZM162 240H160V244H161V242H162ZM77 241V240H76ZM174 241H176V240H174ZM174 241H172V242H174ZM232 241H233V243H232ZM237 241H239V239L237 240ZM236 241V242H237ZM264 239L263 240H259V244H256V243H258V242H255V243H252L253 245H260V244H262V245H264ZM183 242H186V241H183ZM260 242H262V243H260ZM159 243V242H158ZM164 243V245H167L168 243H171V242H168V241H164L163 242ZM162 243V244H163ZM187 243V242H186ZM17 244H18V247H17V245H16V247H17V253H16V258H17V260H18V262H19V264H50V263H48V261H47V259H45V258H43L42 257V255H39L38 254V252H36L35 250H33L31 247H28V246H26L25 244H23V243H21L20 241H18L17 242ZM251 244V245H252ZM262 245H260L259 247H261ZM263 247V246H262ZM264 248V247H263ZM262 248V249H263ZM32 249V250H31ZM248 247L247 248H244L243 250H245V251H248ZM15 252H16V250H15ZM197 258V257H196ZM199 259V258H198ZM199 260H201V261H203V260H205L204 258H201L200 257V259ZM204 263H205V261H204ZM206 264V263H205Z\"/></svg>",
	"mask_w": 264,
	"mask_h": 264
},
{
	"label": "water",
	"instance_id": "water-1",
	"mask_svg": "<svg viewBox=\"0 0 264 264\" xmlns=\"http://www.w3.org/2000/svg\"><path fill=\"white\" fill-rule=\"evenodd\" d=\"M12 210H14V209H12ZM14 212H15L19 217H21V216L17 213L16 210H14ZM21 218H22V217H21ZM6 222L9 223V224L7 225L8 227L10 226V227H13V228H14V226H13L11 220H8V219L6 218ZM15 231H16V233H17L16 236L21 237V238H23V239L26 238L24 235H22V234H21L20 232H18L17 230H15Z\"/></svg>",
	"mask_w": 264,
	"mask_h": 264
}]
</instances>
